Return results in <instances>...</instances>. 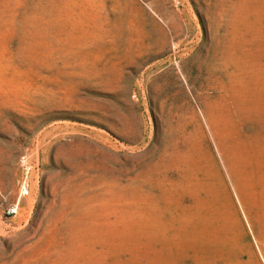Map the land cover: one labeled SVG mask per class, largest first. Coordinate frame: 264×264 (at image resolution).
<instances>
[{"label": "rangeland", "instance_id": "374dc122", "mask_svg": "<svg viewBox=\"0 0 264 264\" xmlns=\"http://www.w3.org/2000/svg\"><path fill=\"white\" fill-rule=\"evenodd\" d=\"M0 264H264V0H0Z\"/></svg>", "mask_w": 264, "mask_h": 264}, {"label": "built area", "instance_id": "2783aa9c", "mask_svg": "<svg viewBox=\"0 0 264 264\" xmlns=\"http://www.w3.org/2000/svg\"><path fill=\"white\" fill-rule=\"evenodd\" d=\"M16 213V204L6 207L4 210L5 216H13Z\"/></svg>", "mask_w": 264, "mask_h": 264}]
</instances>
